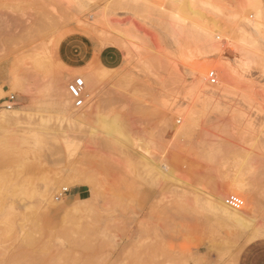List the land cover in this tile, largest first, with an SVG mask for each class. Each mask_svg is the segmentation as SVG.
Segmentation results:
<instances>
[{
	"label": "rangeland",
	"instance_id": "obj_1",
	"mask_svg": "<svg viewBox=\"0 0 264 264\" xmlns=\"http://www.w3.org/2000/svg\"><path fill=\"white\" fill-rule=\"evenodd\" d=\"M177 1L0 0V264L258 263L264 0Z\"/></svg>",
	"mask_w": 264,
	"mask_h": 264
},
{
	"label": "bare ground",
	"instance_id": "obj_2",
	"mask_svg": "<svg viewBox=\"0 0 264 264\" xmlns=\"http://www.w3.org/2000/svg\"><path fill=\"white\" fill-rule=\"evenodd\" d=\"M207 2V1H206ZM177 3H178V1L177 0H174V2H173V5L171 6V15L174 17V18H178V15H177ZM210 4V3H209ZM248 6V5H247ZM250 7V6H249ZM253 8H255V10H250L249 9V11H254V13L252 14V16H251V14H249V12H248V14L246 15V14H242L241 15V19L245 22V23H249V26H250V29H251V31L253 32V33H258L259 32V30H260V28H261V25H262V27H263V24H262V15H261V12H260V10H259V8H256V6L255 7H253ZM244 12V11H243ZM172 16H171V18H172ZM179 19V18H178ZM244 31H242V34H241V37L239 38V41H237V43H238V45L240 46V48L241 49H245L244 48V42L247 40V38H246V36H244V33H243ZM243 35V36H242ZM246 35V34H245ZM251 38V37H250ZM212 39V38H211ZM230 41V39H227V38H224V41L223 42H221L220 44H214V43H212L211 45H210V48H211V51L213 52V54L216 56V55H218V56H220V55H222L223 53H224V49H225V47H226V42L228 43ZM213 42H214V38H213ZM252 43V42H251ZM231 44V43H230ZM253 45V44H252ZM231 46H233V45H231ZM249 47V46H248ZM227 48V47H226ZM229 48V47H228ZM246 50V49H245ZM225 54V53H224ZM210 66H211V68H212V70H210V71H213L214 73H217L218 74V72H221V76H223V75H226V70L225 69H227L226 68V66L224 67V66H222L220 63H218V61H214V62H212L211 64H210ZM225 68V69H224ZM204 71V70H203ZM220 75V74H219ZM226 77V76H225ZM76 79H78V78H76ZM80 79H82V78H80ZM199 79H201V78H199ZM83 84H84V86H85V89H83V97L84 98H87L88 97V95L90 94L91 95V98H92V93H93V91H91V90H89V88H88V85H87V82H88V80H87V78L86 77H84L83 76ZM201 81H203V80H201ZM216 89H218V90H222L223 91V89L222 88H216ZM200 90H202L203 92H211L210 90L208 91V88H206V87H201L200 88ZM90 92V93H89ZM219 94V93H218ZM90 98V99H91ZM208 100V99H207ZM67 106L69 105V103H68V101L67 102H64ZM65 106V105H64ZM66 108V107H65ZM69 108V107H68ZM12 109V108H11ZM10 109V110H11ZM82 109V108H81ZM6 110V109H5ZM79 111V112H78ZM77 111V116L76 117H83V115L85 114V111L84 110H78ZM91 111V110H90ZM75 112V111H74ZM17 114H18V112L17 111H7V112H0V123H5L6 121H9V120H11L12 118L14 119V117H16L17 116ZM89 114H90V112H89ZM85 117V116H84ZM1 125V124H0ZM62 189H67V188H62ZM238 222V221H237ZM240 224V223H239ZM243 226V225H242Z\"/></svg>",
	"mask_w": 264,
	"mask_h": 264
},
{
	"label": "built area",
	"instance_id": "obj_3",
	"mask_svg": "<svg viewBox=\"0 0 264 264\" xmlns=\"http://www.w3.org/2000/svg\"><path fill=\"white\" fill-rule=\"evenodd\" d=\"M207 78L210 85L216 84V75L213 71L208 72ZM83 88V80L80 78L73 80L67 85V92L70 98L73 100V105L75 108H80L83 106ZM15 104L16 103L14 96L9 95L4 99L2 108L10 110L15 106ZM68 192L69 191L67 189H61V191L56 196V199L61 198L62 196H66ZM225 203L229 208L233 210H239L244 205L243 199L237 195H230L226 197Z\"/></svg>",
	"mask_w": 264,
	"mask_h": 264
},
{
	"label": "crops",
	"instance_id": "obj_4",
	"mask_svg": "<svg viewBox=\"0 0 264 264\" xmlns=\"http://www.w3.org/2000/svg\"><path fill=\"white\" fill-rule=\"evenodd\" d=\"M263 254V253H262ZM263 256V257H262ZM257 264H264V254L263 255H259V261Z\"/></svg>",
	"mask_w": 264,
	"mask_h": 264
}]
</instances>
